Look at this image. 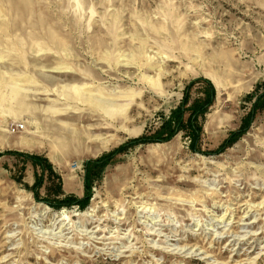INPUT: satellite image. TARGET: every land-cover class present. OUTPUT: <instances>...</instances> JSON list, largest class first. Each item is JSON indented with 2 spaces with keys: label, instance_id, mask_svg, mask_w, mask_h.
<instances>
[{
  "label": "rangeland",
  "instance_id": "obj_1",
  "mask_svg": "<svg viewBox=\"0 0 264 264\" xmlns=\"http://www.w3.org/2000/svg\"><path fill=\"white\" fill-rule=\"evenodd\" d=\"M263 93L264 0H0V264H264Z\"/></svg>",
  "mask_w": 264,
  "mask_h": 264
},
{
  "label": "trees",
  "instance_id": "obj_2",
  "mask_svg": "<svg viewBox=\"0 0 264 264\" xmlns=\"http://www.w3.org/2000/svg\"><path fill=\"white\" fill-rule=\"evenodd\" d=\"M207 87L209 88V86H207ZM185 102H186V96L184 97L183 104ZM263 103H264V93L257 99L256 104H255V108L257 109ZM184 106L185 105H183V107ZM202 111H203V105H200L199 108H198V110H197V115L200 114ZM183 114H184V109L183 108L181 110L178 109L177 111H175L174 113H172L171 118H170V121L167 122L168 124L166 123L167 124L166 126L164 124V127L163 128H164V130L167 131V135H166V138L167 139L170 136L173 135V133H174V127H177V130L180 127H182L184 124H185V127H186V122L184 123L183 122V119H182ZM194 119H196V118H194ZM173 124H174V126H173ZM188 125H189V128L191 129V131H195L194 129H196V127H194L193 121H189L188 122ZM195 132H196V135H197L199 133V129L197 128V130ZM235 135H239V133L238 134H235ZM234 138H232V139H234ZM157 140L159 141L160 139H157ZM162 140H163V138H162ZM150 141L151 140H149V139L140 138V139L135 140V141H133L131 143L137 144V143L150 142ZM120 151H122V148H120L118 150V152H120ZM25 157L28 158V159L33 160L34 162H38V163L41 160L40 158H38L36 156H27L26 155ZM106 159L107 158L102 157L101 159H99L96 162H92V163L87 164V166H86V176H85V182H84V186H85V189H86V196L84 197V199L83 200H76V199H74V198L71 197V198L65 200L66 202H72L73 204H77V205H82L83 203H86L87 202V200L89 199V195H88V188L89 187H88V185L90 183L89 180H90L91 171H93L94 169H99L100 167L105 166ZM46 169H48L49 171H51L50 165H47V168ZM36 186H38V185H36Z\"/></svg>",
  "mask_w": 264,
  "mask_h": 264
},
{
  "label": "built area",
  "instance_id": "obj_3",
  "mask_svg": "<svg viewBox=\"0 0 264 264\" xmlns=\"http://www.w3.org/2000/svg\"><path fill=\"white\" fill-rule=\"evenodd\" d=\"M21 128H22V126H19V125H12V126L10 127V130H11L12 133H15V132H18L19 129H21Z\"/></svg>",
  "mask_w": 264,
  "mask_h": 264
},
{
  "label": "bare ground",
  "instance_id": "obj_4",
  "mask_svg": "<svg viewBox=\"0 0 264 264\" xmlns=\"http://www.w3.org/2000/svg\"><path fill=\"white\" fill-rule=\"evenodd\" d=\"M232 218V217H231ZM230 225V224H229Z\"/></svg>",
  "mask_w": 264,
  "mask_h": 264
}]
</instances>
